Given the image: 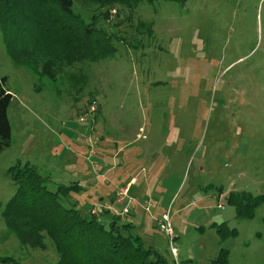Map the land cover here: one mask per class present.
<instances>
[{"label":"rangeland","instance_id":"rangeland-1","mask_svg":"<svg viewBox=\"0 0 264 264\" xmlns=\"http://www.w3.org/2000/svg\"><path fill=\"white\" fill-rule=\"evenodd\" d=\"M120 1L90 14H105L98 37L114 49L94 61L93 45L49 32L36 42L41 59L16 63L0 33L11 94L0 264L57 261L48 239L21 247L4 223L15 190L6 171L17 163L50 191L68 188L63 203L102 224L122 212L113 196L126 187L128 233L165 264H211L219 250L226 264H264V0ZM47 59L53 82L39 75ZM228 194L255 204L249 219L234 217ZM165 214L170 246L158 230Z\"/></svg>","mask_w":264,"mask_h":264},{"label":"trees","instance_id":"trees-1","mask_svg":"<svg viewBox=\"0 0 264 264\" xmlns=\"http://www.w3.org/2000/svg\"><path fill=\"white\" fill-rule=\"evenodd\" d=\"M139 1L126 0L131 7ZM121 2L0 0V33L5 51L14 62L31 64V60L41 59V47L36 45L39 36L53 32L54 37L66 45L67 39L77 44L93 45L97 53L91 58L93 61L99 59V55L113 52L114 49L108 45V41L105 43L98 37H106L96 27L97 18L102 16L106 19L105 14L100 13L97 17L90 14ZM39 75L53 82L49 59L41 64ZM5 82L6 79L0 77V152L10 146L7 108L11 94ZM6 176L12 181L15 190L2 216L6 227L21 247L41 249L46 238L54 247L57 258L55 264H165L156 251L145 247L137 236L128 233L129 224L119 223L115 217L102 224L94 215L85 217L73 204H64L61 198L68 188L56 185L54 191L48 190L46 178L27 163L11 166ZM225 204L233 208L235 218L246 219L250 218V209L255 206L253 203L242 204L237 194H228ZM224 227V222L212 226L218 235L222 234ZM226 259V252L219 250L211 264H226ZM1 263L13 264V260L3 258Z\"/></svg>","mask_w":264,"mask_h":264},{"label":"built area","instance_id":"built-area-1","mask_svg":"<svg viewBox=\"0 0 264 264\" xmlns=\"http://www.w3.org/2000/svg\"><path fill=\"white\" fill-rule=\"evenodd\" d=\"M125 194H126V187H122V188L117 189V191L114 195V200H115L116 204L123 207L122 212L115 213L113 215V217L117 218L120 221H123L126 218V214L123 211L127 210V208H128V202L126 201ZM123 201H125V203H122ZM219 206H222V204H220ZM90 214L94 215V216L96 215V213L93 211H90ZM158 230L167 236V238L169 239V246H170L171 245L170 239H173V238H172V232H171L169 224H168V217L166 214L161 217V221L158 225ZM170 251L172 253L173 250L170 249Z\"/></svg>","mask_w":264,"mask_h":264},{"label":"crops","instance_id":"crops-1","mask_svg":"<svg viewBox=\"0 0 264 264\" xmlns=\"http://www.w3.org/2000/svg\"><path fill=\"white\" fill-rule=\"evenodd\" d=\"M132 181H133V179H130L129 180V182L128 183H126V185H128V184H130V183H132ZM120 188H122V187H120ZM119 189V188H118ZM117 191V190H116ZM115 194V193H114ZM113 199H114V196H113ZM118 205V204H117ZM120 206V205H119ZM121 207V206H120ZM98 215H95V217H97ZM111 220V219H110ZM119 223H122V224H130L129 223V220H128V218H125L124 220H123V222H120V220H119ZM104 224H106V223H104Z\"/></svg>","mask_w":264,"mask_h":264}]
</instances>
